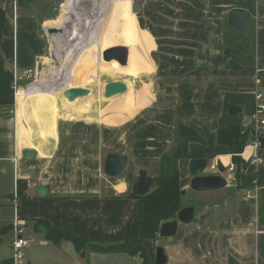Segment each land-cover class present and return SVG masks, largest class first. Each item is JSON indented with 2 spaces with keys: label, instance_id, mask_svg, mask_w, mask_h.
I'll use <instances>...</instances> for the list:
<instances>
[{
  "label": "crops",
  "instance_id": "crops-1",
  "mask_svg": "<svg viewBox=\"0 0 264 264\" xmlns=\"http://www.w3.org/2000/svg\"><path fill=\"white\" fill-rule=\"evenodd\" d=\"M28 1L29 7H21L18 0H0L5 15L0 35V226H10L0 242V264H17L13 247L16 226L24 228L23 235L31 242L22 264H143L140 254L79 250L69 239L49 237L45 224L103 246L125 237L140 240L139 200L132 193L141 170L149 172L148 165L160 162L163 154L179 142L180 125L188 128L191 136L187 159L180 168L183 189L195 177L191 161L202 158L207 166L200 175L226 172L239 188L253 184L243 187L245 191L251 188L253 196H245L238 214L220 220L205 218L204 208L194 205L192 222L179 223L176 235L159 236L156 240L165 249L168 264H256L258 238L264 237V216L258 220L260 208L255 200L264 187L257 182L260 166L252 163L259 150L248 145L257 139L254 131L257 122L252 114L255 94L264 93V0H206L220 6L216 12L225 15L227 23L228 12L233 8L252 12L253 23L243 39L248 42V56L254 57L249 60L247 56L243 63L229 56L224 28L221 56L216 62L219 68L214 64L211 73L203 70L196 75L187 74L179 81L176 98L171 103L172 123L168 133L162 134L163 141L158 137L150 151L149 145L145 146L147 157L132 145L129 149L124 130L123 148L114 144L115 127L127 125L135 115L129 116V103L123 106L125 118L119 121L114 120L118 116L99 113L94 106L71 107L64 97L36 93L19 97L13 89L17 72L38 68L40 63L51 78L52 72L77 74L75 70L81 66H85L82 72L94 75L98 82L104 73L123 74V65L115 60L107 62L103 57L107 48L123 45L120 0H62L60 12L53 19L52 8L57 0ZM140 6L138 15L142 13ZM49 26L60 30L51 35L53 58L63 61L60 69L52 63L53 58L47 57L49 38L43 31ZM145 31L153 36L157 49L156 36ZM250 33L252 38L248 36ZM251 44L255 46L253 55L249 54ZM154 60L144 69L149 76L160 64ZM184 95L191 99L190 109L183 107ZM232 105L240 106L242 113L230 115ZM182 109L189 113L179 114ZM66 110L77 117L69 118ZM225 119L238 125L247 140L253 138L243 147L241 155L234 154V144L218 140V130ZM25 149L34 150L36 155L24 157ZM248 150L255 155L246 156ZM111 153L129 157L126 170L117 177L104 172L105 160ZM234 156H240L238 161ZM231 163H235L236 169L228 172ZM212 164L217 168L211 169ZM252 168L254 177L245 178L244 174ZM223 176L229 186L231 180ZM246 206L253 209L247 210ZM249 211L253 212L252 221L245 214ZM143 244L151 260L154 240H143Z\"/></svg>",
  "mask_w": 264,
  "mask_h": 264
},
{
  "label": "rangeland",
  "instance_id": "rangeland-1",
  "mask_svg": "<svg viewBox=\"0 0 264 264\" xmlns=\"http://www.w3.org/2000/svg\"><path fill=\"white\" fill-rule=\"evenodd\" d=\"M61 2L62 0H57V3L54 4L51 19L59 14V6ZM135 4L142 5V13L140 15L136 14L133 10V5ZM55 5L57 6V10H55ZM130 9L135 18L136 26L149 38L148 49L140 50L139 57L136 56L132 61V64L138 61L139 66L143 70L146 69V65L151 64L149 63V59L146 58L148 55L152 61L155 59L154 61L160 63L151 76H149L146 70H144L149 76L148 82L151 83L149 90L150 93L149 91L145 92L147 99L139 102L135 107L133 106V102L136 100V91L140 97L144 90H148L145 81L142 80V82H139L134 76L128 74L124 75L116 73L112 75L104 73L101 75L99 82L95 78L91 80L95 81L94 84L81 85L83 83L79 82L81 83L79 84L77 82L75 86L85 87L86 85L87 88H90L93 92L92 96L82 99L75 104L68 103V106H79L81 108L94 106L97 107V112H103L107 115L113 114L114 116H118L115 117L114 120L121 121L122 117L125 118L122 113V108L129 103L128 105L131 106L132 109V113L129 116L135 115L130 118L131 120L127 125H124L123 127H115L113 134L114 144L119 148H123L121 138L123 135L122 131L124 130V140L126 143H129V149L132 145L141 155L147 157L148 154L145 151V146L149 145L148 150L150 151L154 146V141L158 139V137L163 141L161 137L162 134H164V132L168 133L172 123L171 106L173 105L171 103L176 98L175 94L177 92L179 81L186 77L187 74L196 75L203 70H207L206 73H211L212 69H215V66H217L216 62L219 60V56H221V51L219 50L221 49L223 29L226 28V45L228 49L241 46L242 53H239V55H241L243 61L246 60L248 54V43L234 35L225 20V15L222 16L220 13L216 12L220 9V6L218 4L214 5L212 2L206 3V0H201V3H197L195 0H133ZM121 26H123L122 21ZM127 27H130L128 23ZM145 29L156 36L158 44V47H156L157 49H154L153 36L145 31ZM43 32L46 33L49 38L48 43L50 51L47 54V57L53 58L52 36L49 35L46 30ZM218 33H220V35H218ZM134 35L135 29L131 26V36L129 34L124 35L123 39L124 41L129 42ZM248 36L249 38H252L253 35L250 33ZM117 46L124 47L123 45ZM52 63L55 66H59V69L62 68V59L53 58ZM214 64L216 65L214 66ZM84 68L85 66L78 67L75 72L79 74ZM216 68L219 67L217 66ZM111 81H123L131 87L134 85V88L126 95H121L115 98L109 97L110 99H107L104 95V88L106 84ZM145 103L146 105H144ZM139 107H141V109L138 111ZM71 115H75V113H72ZM117 124L119 125V123ZM252 139L253 138L248 137L247 142L251 143ZM250 155H255L253 150H248L246 152V156ZM148 166L149 175L153 176L158 173L159 162ZM253 168L250 169L246 175L244 174L245 178H249L250 175H253L252 178L254 177ZM206 171H208V169ZM221 174L228 176L229 179L232 177L226 172H221ZM252 185L253 184H246L239 188L237 185H233L231 180L230 185L222 190L199 193L189 186L185 188L187 190L186 198L190 205L199 206L201 209L204 208L202 211L203 214H205V218L211 216L210 218L220 220L231 217L235 212L238 214V210H240L239 205L243 202L242 200L246 196V191L243 187H249ZM257 200V205L261 212L260 213L257 208V217L259 220L263 219L264 216V190L258 192V197L255 201ZM246 209L252 210L253 206H246ZM252 213L253 212L251 211L245 213L251 218V221L252 217L250 216H253ZM236 217L239 219L244 218L243 216ZM157 246L159 245L156 240H154L151 261H155V251ZM257 249L256 264H264L263 235L258 238Z\"/></svg>",
  "mask_w": 264,
  "mask_h": 264
},
{
  "label": "trees",
  "instance_id": "trees-1",
  "mask_svg": "<svg viewBox=\"0 0 264 264\" xmlns=\"http://www.w3.org/2000/svg\"><path fill=\"white\" fill-rule=\"evenodd\" d=\"M4 10L0 8V35L4 23ZM230 30L234 33L233 28ZM237 37L243 39L245 34L240 32L234 33ZM245 40V39H243ZM248 43V42H247ZM235 50V51H233ZM226 53L238 61H242L241 46L228 49L226 45ZM248 56V54H247ZM254 56H248L249 60L253 59ZM149 63L153 61L147 56ZM247 58V57H246ZM248 60V59H246ZM245 60V62H246ZM243 62V63H245ZM248 62V61H247ZM190 97L183 98V107H191ZM255 110V109H254ZM253 110V111H254ZM180 114V112H179ZM233 123L225 119L221 122L218 130V140L220 143H227L233 146L234 133L232 131ZM236 130L239 134L240 140H242L243 147L247 143L246 134H241L238 125ZM181 136H179V142L174 145L168 152L163 154L160 162L158 173L156 175H148V189L145 195H139L137 193L138 184L135 187L132 195L139 200V213L137 218L139 220L140 227V240L131 239L129 237L123 238V240L112 241L109 245L103 246L101 244H94L87 238L78 237L72 233H64L61 230L46 223L48 230V236L51 238H66L75 244L77 249L83 250L85 248L93 249L100 252H111V251H125L130 254H140L143 258V264H155L154 260H149L146 248L143 244V240H157L159 238V230L163 222L175 219L178 212L182 209V190L180 180V168L184 161L187 159V144L191 139L188 134V128L183 125L179 126ZM260 153L264 155V149H260ZM238 161L240 156H234ZM207 166V161L202 158H196L191 161V172L194 176L200 175ZM257 182L260 186L264 187V165L260 166L257 172ZM10 226H0V242L3 235L7 232Z\"/></svg>",
  "mask_w": 264,
  "mask_h": 264
},
{
  "label": "water",
  "instance_id": "water-1",
  "mask_svg": "<svg viewBox=\"0 0 264 264\" xmlns=\"http://www.w3.org/2000/svg\"><path fill=\"white\" fill-rule=\"evenodd\" d=\"M18 4L21 7H29L28 0H18ZM133 10L136 14L141 12V6L139 4L133 5ZM253 14L251 11L243 8H233L228 12V23L231 28L242 33L247 34L251 28L253 23ZM55 27H48L47 32L49 35L55 34L59 32ZM255 51V46L251 44L249 46V54L253 55ZM52 57H54L52 55ZM104 60L110 62L112 60H116L121 65H128V53L126 52L125 47L121 46H112L107 48L103 52ZM43 63L38 65V69L42 70ZM129 85L123 81H111L108 82L105 86V96L112 97L120 93H124L128 91ZM92 93L90 88L84 86H73L67 88L63 95L67 102L71 103L76 101L79 98L86 97ZM230 115H239L242 113V108L238 105H232L229 108ZM181 114L185 115L189 113L188 110L182 109L180 111ZM234 133V149L233 152L235 155H241L243 152V143L240 140L239 134L234 125L231 126ZM260 142L262 144V148L264 149V135L260 137ZM36 152L32 149H25L23 151V156L27 158L34 157ZM129 164V157L123 154L111 153L107 156L104 165V172L108 176L117 177L121 175L127 168ZM229 184L228 179L222 174H213V175H198L192 178L191 180V188L194 191L199 192H212L219 191L226 188ZM45 188V187H43ZM148 189V172L143 169L140 172L139 177V185L137 188V193L139 195H145ZM39 195H43V193H39ZM187 195V190H182V209L178 212L177 217L175 219L163 222L160 230V237H171L177 234L179 223H190L195 218L196 206L189 205L187 199L185 198ZM168 257L165 252V249L162 246H158L155 253V264H168Z\"/></svg>",
  "mask_w": 264,
  "mask_h": 264
},
{
  "label": "bare ground",
  "instance_id": "bare-ground-1",
  "mask_svg": "<svg viewBox=\"0 0 264 264\" xmlns=\"http://www.w3.org/2000/svg\"><path fill=\"white\" fill-rule=\"evenodd\" d=\"M132 1L133 0H120L121 17H122L124 35L129 34L131 36V26H133L134 29H135L134 37L131 38L129 40V42L128 41H124L123 42V46L126 48V52L128 53V65L123 66V74L124 75H127V74L128 75H132L139 82H142V80H143V81H145V83L148 86V90H144L142 92V94L140 95V97H139L138 92L136 91V97H135L136 100H135V102H133V106L135 107L139 102H142L145 99H147V96L145 95V92H148L150 90V84L151 83L148 82L149 76L139 66V62L136 61V63L132 64V61L134 60V58H136V56L139 57L140 50L148 49V46H149V38L145 35V33H143L141 30H139L138 27L136 26L135 18H134L133 14H132V11L130 9ZM127 23L130 25L129 28L127 27ZM52 74H53L52 75L53 79L47 73V75L45 77V80H42L41 84L40 83L34 84L30 88V91H32L33 94L36 93V95H40V96H51V97H54V98H56V97H64L63 92L67 88L75 86L77 84V82L78 83L79 82L83 83V84L79 83L81 85H84V84H90L91 85V84H94V82H95V81H91L92 79L95 78L97 80V78L94 75L87 74V73H84V72H81L79 74L78 73L74 74V73H70V72H60L59 74H56L55 72H52ZM85 87H86V85H85ZM133 88H134V85L132 87L130 86L128 91H126L124 93L117 94L115 96H112V98H115V97H118V96H121V95H126ZM92 93L90 95L86 96V97L79 98L76 101L71 102L69 104H75V103H77L78 101H80L82 99L89 98V97L92 96ZM149 93H150V91H149ZM106 98L110 99L109 97H106ZM128 107L131 108V106H129V105H128ZM129 113L130 114L132 113V109L130 110ZM65 114L69 115L70 116L69 118H75L76 117L75 115H71L72 112H68L67 113V110H66Z\"/></svg>",
  "mask_w": 264,
  "mask_h": 264
},
{
  "label": "built area",
  "instance_id": "built-area-1",
  "mask_svg": "<svg viewBox=\"0 0 264 264\" xmlns=\"http://www.w3.org/2000/svg\"><path fill=\"white\" fill-rule=\"evenodd\" d=\"M45 65L43 64L42 70H39L37 67L29 68L24 71H19L14 76L13 81V89L15 90V94L19 97L27 98L33 95L30 88L36 84L40 83L45 79ZM255 110L253 112V118L257 122L256 128L254 129L256 140L252 142V144L248 146H253L257 150H259V154L255 156L252 160V163L257 164L258 166L264 165V155L260 153V149L262 148V144L260 142V137L264 135V93L257 92L255 94ZM247 146V145H246ZM211 169H216L217 165L212 164L210 165ZM235 169V163H231L230 167L228 168V172H232ZM258 188H256V191ZM253 196V191L251 188L246 190V197L251 198ZM17 228V236L13 240V247H14V257L17 261V264H22L25 259L26 251L30 247V239L24 237V228L16 226Z\"/></svg>",
  "mask_w": 264,
  "mask_h": 264
}]
</instances>
